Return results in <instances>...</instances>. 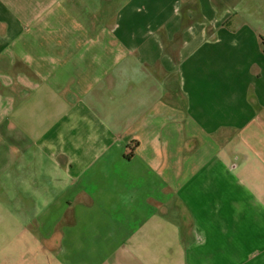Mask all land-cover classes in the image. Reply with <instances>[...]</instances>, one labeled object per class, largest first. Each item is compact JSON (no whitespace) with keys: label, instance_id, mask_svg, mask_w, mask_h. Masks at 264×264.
Here are the masks:
<instances>
[{"label":"crops","instance_id":"obj_1","mask_svg":"<svg viewBox=\"0 0 264 264\" xmlns=\"http://www.w3.org/2000/svg\"><path fill=\"white\" fill-rule=\"evenodd\" d=\"M171 1L200 18L204 4L216 15L211 42L198 46L227 41L232 66L242 67L220 99L196 92L180 63L172 92L178 102L171 103L170 89L145 58L150 47L164 46L168 27L148 12L155 0H51L33 10L24 0H0L4 36L21 38L31 16L39 22L50 6L68 41L55 44L56 62L39 77L73 109L48 141L70 186L56 206L68 225L54 224L65 264H264V0ZM13 87L26 90L21 101L32 97L21 75ZM212 99L242 111L233 122H213ZM137 162L154 187L143 197L152 214L124 206L134 200ZM116 209L125 215L120 221ZM172 213L180 222L173 237L143 241L147 219ZM219 215L233 226L219 224L218 231L206 219Z\"/></svg>","mask_w":264,"mask_h":264},{"label":"rangeland","instance_id":"obj_2","mask_svg":"<svg viewBox=\"0 0 264 264\" xmlns=\"http://www.w3.org/2000/svg\"><path fill=\"white\" fill-rule=\"evenodd\" d=\"M24 1L32 6L28 9L33 10L36 5H49L51 0ZM152 5L154 7L148 12L159 13L158 17L166 21L168 27L164 46L151 48L148 43L150 49L145 58L153 65L162 86L170 89L171 103L178 102V95L172 92L179 84L180 63L184 64L183 75L196 92L201 91L209 99L212 96L220 99L222 91L242 74V67L232 66L233 58L227 41L198 46L205 40L211 42L209 36L219 24L215 22L216 15L211 14L205 4L201 18L194 8L186 9L179 2L155 0ZM35 18L31 16V22L23 25L25 32L19 39L0 32V264H65L67 257L65 247L59 251L56 249V241L62 232L57 231L54 224L59 222L61 229L68 225L64 209L57 210L56 206L62 202L61 197L68 193L70 186L48 141H51L50 135L58 130L60 118L65 114L69 116L73 109L60 99L62 94L59 97L50 83H41L39 77L40 73L50 74L51 66L56 62L55 44H67L68 41L61 24H54L50 6L41 13L39 22L35 23ZM223 24L226 28L227 23ZM262 44L264 46V38ZM19 75L28 80L32 90L28 101H21L19 88L13 87V80ZM2 101L7 103V107L2 106ZM212 101L209 118L213 122H233L242 111V108L238 110V106L231 107L223 100ZM76 112L79 114L81 110ZM61 123L64 125L65 121ZM143 169L142 163L134 164L138 193H135L137 185H134V200L124 201V206L134 207L139 213L152 214L153 208L143 197L154 187L148 188V180L143 177L147 173ZM165 184L164 179L155 182L158 189ZM240 207L241 204L234 205L233 210H240ZM117 209L112 214L120 221L125 215ZM61 213L62 219L58 217ZM161 215L155 214L146 220L147 226L155 227L153 230L147 226L149 230L142 229L147 236L143 241L158 239L166 243L175 235L180 225L177 217L173 213ZM206 219L213 225L233 226L232 220L223 215L206 216ZM97 222L105 223L103 219ZM220 225L218 231L222 230ZM154 233L156 237L150 240Z\"/></svg>","mask_w":264,"mask_h":264},{"label":"flooded vegetation","instance_id":"obj_3","mask_svg":"<svg viewBox=\"0 0 264 264\" xmlns=\"http://www.w3.org/2000/svg\"><path fill=\"white\" fill-rule=\"evenodd\" d=\"M19 93L21 94V98H23V97H24V95L26 94V90H25V89H22V88H20V89H19ZM233 164H236V162H233Z\"/></svg>","mask_w":264,"mask_h":264},{"label":"trees","instance_id":"obj_4","mask_svg":"<svg viewBox=\"0 0 264 264\" xmlns=\"http://www.w3.org/2000/svg\"><path fill=\"white\" fill-rule=\"evenodd\" d=\"M137 146V144H134V147Z\"/></svg>","mask_w":264,"mask_h":264}]
</instances>
